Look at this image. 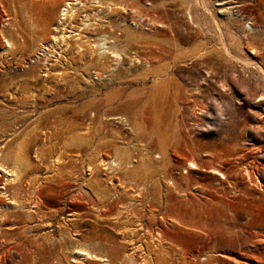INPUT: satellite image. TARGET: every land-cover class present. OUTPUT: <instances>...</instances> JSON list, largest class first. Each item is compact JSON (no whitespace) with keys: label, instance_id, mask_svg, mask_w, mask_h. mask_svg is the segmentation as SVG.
<instances>
[{"label":"rangeland","instance_id":"374dc122","mask_svg":"<svg viewBox=\"0 0 264 264\" xmlns=\"http://www.w3.org/2000/svg\"><path fill=\"white\" fill-rule=\"evenodd\" d=\"M95 1L0 0V264H264V0ZM68 3L121 62L36 58Z\"/></svg>","mask_w":264,"mask_h":264},{"label":"bare ground","instance_id":"6f19581e","mask_svg":"<svg viewBox=\"0 0 264 264\" xmlns=\"http://www.w3.org/2000/svg\"><path fill=\"white\" fill-rule=\"evenodd\" d=\"M95 2L100 8L99 12L103 13V5H104V3H106V0H96ZM78 4L79 3H68L67 5H65L62 8L60 15L57 19V22L55 23L56 25L54 27V34L52 36V39L50 41H48L47 44L43 43L44 45H43V48L41 51L42 59L40 57L38 58V56L36 58L38 60H41L43 63H45L46 67H48V68L49 67H55L54 63L62 62V58L64 57V55L67 56L68 54L74 55V57H73L74 61L75 60H82V59L86 58L90 65H92V64L95 65L97 63H100V61L103 59V57H105L111 50L112 51L111 54L113 55V57H115L116 62H121V60L123 58L118 54V52L115 51L113 46L106 48L105 44H103L102 48H100L99 51H96L93 49V47L89 49L88 47H85L82 44V43H84L82 40L84 37H82L81 32L84 29L89 31V33L92 35H94L96 33L98 34L99 29L94 28L90 24L86 23L83 25V27H82L83 29L80 32H73V30L72 31L70 30V27L73 26L74 21L77 19V15L79 13H81V11H80L81 9L77 7ZM112 10L113 9H111V12L114 11V10L113 11ZM171 20L173 21V25H174L175 30H177L176 36L179 38V36L181 34H180L179 30L177 29V25L181 24V21L177 20L176 18H171ZM134 25L137 27H141L142 29H145L148 26V24H147V26L145 25L144 21L137 22ZM90 26L92 27L91 29H90ZM251 26H252L251 24H249L247 26L248 32L254 31V29ZM109 29H110V27H109ZM148 29H149V26H148ZM104 32H106L108 34V31L105 30ZM73 33H74V35H72ZM113 43H115V42H113ZM224 51H226V53L228 55L231 54L230 53L231 50L229 49L228 46L224 47ZM156 56H157L156 48L150 47L149 54L146 55L145 59H143V60L137 59V63L140 65H143L144 63L145 64H151V61H150L151 58H155ZM163 56L165 57L164 54H163ZM175 58H178V55H176ZM191 60H194V62L196 61V59H193V58H191ZM246 65H249L251 67L252 66L255 67V69L257 71H259L260 73H262L264 75V68L261 64H259V63L253 64V63L249 62V63H246ZM149 66L150 65H148V67ZM158 68L162 73L168 72V66L166 67L165 65H163V66H160ZM172 68H174V67L172 66ZM53 80H55L56 85H57L56 90H58V91H55V93H56L55 98L56 99L59 100L61 98H67L68 100L73 101V102L83 100L82 96L76 95L74 93H69L66 89L68 86H70L76 80L75 78L73 79L71 76H67L65 74H62L58 77H53ZM58 86H60V87H58ZM46 95H48V93H46ZM53 99L54 98H51V100H53ZM86 104H87V101L83 102L82 106H85ZM190 166H193V163H191ZM2 172H4L7 175V178H6L4 185L6 186L7 184H11L10 186H13L16 182V177H17L16 173L13 172L12 170H8L7 168L0 165V173H2ZM0 185H2V183ZM14 188H16V185L14 186ZM75 254L78 255L79 257L88 255L87 253H85L84 250L76 251Z\"/></svg>","mask_w":264,"mask_h":264}]
</instances>
